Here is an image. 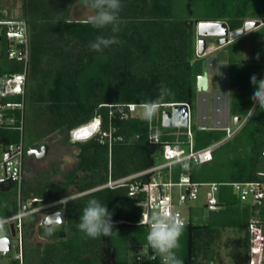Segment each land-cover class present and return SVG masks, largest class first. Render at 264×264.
Listing matches in <instances>:
<instances>
[{
    "label": "trees",
    "instance_id": "trees-1",
    "mask_svg": "<svg viewBox=\"0 0 264 264\" xmlns=\"http://www.w3.org/2000/svg\"><path fill=\"white\" fill-rule=\"evenodd\" d=\"M73 4L74 0H22L17 17L28 24L30 48L25 93L0 97V106L23 104L12 110L0 109L16 118L15 126L22 125V129L0 126V145L22 139L26 153L37 142L59 133L65 144L78 149L77 163L67 180L77 178L76 192H85L65 203L67 240L60 244L51 241L58 239L57 231L45 235L44 226H38L37 213L24 217L31 219L24 223L29 236L34 238L36 233L50 240L27 241L25 264H162L160 258L144 262L130 259L129 246L146 243L148 230L140 223V209L135 204L138 198L126 187L90 191L109 179L108 143L98 134L72 141L71 132L96 116L101 118L103 129H116L122 137L112 144L111 171L116 179L151 167L156 162V151L151 152V147L188 143L187 128L162 126L161 112L165 103H188L192 108L196 101L197 77L206 61L205 55L197 54V25L203 20L225 21L230 30L241 28L247 20L262 24L222 46L227 52L229 111L232 116H241L244 124L226 140L223 128L191 126L196 149L224 140L213 150L210 161L191 162L186 170L194 181L221 183V207L209 211L203 223L189 217L182 225L177 254L183 264H216L225 229H244L248 243L250 220L256 217L264 233V207L257 211L242 202L230 184L256 180L258 172L264 170V109L249 99L254 87L249 74L254 72L260 78L264 72V0H122L120 31L115 33L120 43L102 53L90 50L88 42L96 35L113 33L108 28L91 27L86 19H72ZM0 13L3 15L1 0ZM246 42L252 47L251 58L242 54L241 46ZM22 70V63L8 59L2 46L0 76ZM161 84L168 87L170 95L159 100L151 120L139 113L124 118L116 114L118 105L157 99ZM154 134L156 141L150 139ZM182 171L175 165L173 179ZM59 172L60 167L54 164L48 177ZM0 188L8 187L3 182ZM20 191L32 201L31 191ZM93 197L112 212L117 233L88 238L76 228L84 202ZM140 229L143 232L137 235ZM259 264H264V249Z\"/></svg>",
    "mask_w": 264,
    "mask_h": 264
},
{
    "label": "built area",
    "instance_id": "built-area-1",
    "mask_svg": "<svg viewBox=\"0 0 264 264\" xmlns=\"http://www.w3.org/2000/svg\"><path fill=\"white\" fill-rule=\"evenodd\" d=\"M11 35V37H9ZM6 37V38H5ZM6 39V55L8 59L17 60L22 63L23 70L21 72L5 73L0 76V97H7L8 95H24L27 81V70L30 55L29 48V28L24 19L12 17L0 13V43ZM4 47V46H3ZM2 46L0 44V53ZM173 103H165L162 105V110L168 108ZM141 104L129 103L127 105H118L116 107V114L120 118L137 113V108ZM22 107L23 104L9 103L0 106V109H15ZM190 117V116H189ZM242 120L235 129L229 126L225 127L227 131L226 139L232 137L244 124ZM16 124V118L13 116H6L4 112L0 111V126L12 127ZM22 129V125L17 127ZM187 133L189 136L188 143L174 142L165 143L162 145V161L155 162L151 167L140 170L129 175L113 178L112 177V144L117 139H122L120 135L116 134V129L112 126L103 129L101 125V118L94 117L88 123H85L71 132L72 141H80L88 139L96 134L108 143L109 148V179L106 183L99 185L92 190L101 188H118L126 187L130 194L136 193V206L140 209V223L148 226V221L153 212H160L166 217L176 216L181 225L185 224L189 219L181 206H187L188 203L199 199L201 193L205 194V208L208 211L217 210L221 207L219 201V189L221 183L219 182H197L194 181L188 169L191 162L203 163L210 161L213 158V150L218 143L208 145L203 148L196 149L193 143V133L191 125L189 124ZM201 129L206 128L200 126ZM84 132V133H83ZM151 140H157V136L151 135ZM159 149V147H158ZM157 149V150H158ZM24 145L22 139L18 142H10L5 145H0V184L5 181H20L23 173L24 162ZM264 155V151H263ZM180 165L182 172L178 178L173 179V167ZM258 179L250 181H234L232 185L234 191L239 196L242 202L248 203L257 208V211L264 207V170L258 172ZM85 192L78 193L76 196ZM68 200V197L61 198L58 201L50 202L45 205L34 206L28 208L26 204L21 205L20 210L7 218L0 219V225L9 224L10 222H17V229L19 232L18 243L16 247L21 248V223L20 221L27 215L39 212L46 207L56 204H63ZM29 204L32 205L31 200ZM121 222V220L119 221ZM249 249H248V264H259L262 259L264 249V233L263 227L258 218L253 217L249 224ZM156 256L150 248H147L146 243L135 246V260L144 262ZM12 264H22L12 263Z\"/></svg>",
    "mask_w": 264,
    "mask_h": 264
},
{
    "label": "rangeland",
    "instance_id": "rangeland-1",
    "mask_svg": "<svg viewBox=\"0 0 264 264\" xmlns=\"http://www.w3.org/2000/svg\"><path fill=\"white\" fill-rule=\"evenodd\" d=\"M1 5L5 14L17 17L21 14L22 0H1ZM89 15L87 9L80 8L73 4L71 18L74 20L86 19ZM6 38V37H5ZM215 37L208 38V45L205 52L206 61L205 66H208L209 72V88L207 92H200L197 90V98L193 104V107H190V125L193 127L196 126H211L214 123L216 126H219V123L225 122V110H226V97L228 98V118L227 123L231 129H235L238 124H234L235 116H232L229 111L230 106V89L228 81V66H227V52ZM5 47L6 39L1 43ZM242 54L245 58L253 57L252 47L249 43H244L241 46ZM214 58V59H213ZM264 76V72L263 75ZM206 101L200 103V100ZM216 110H220V114H215ZM141 107L137 108V113L141 114ZM208 112V115H206ZM208 116L207 122L205 123L204 118ZM245 121V120H244ZM28 132V137H29ZM27 137V138H28ZM29 139V138H28ZM47 142L52 146L54 150L60 145H63V149L59 155L58 164L60 166H67L69 164L73 165V162L76 160V150L77 147H70L71 145L65 144L62 140V137L59 133H53L46 138ZM156 161H162V147L156 150ZM49 152L46 156H48ZM48 157L42 162L45 164ZM68 162V163H66ZM8 188H0V219L10 217L17 213L21 205L26 204L28 208L34 207L29 204L30 199L24 196H21L20 183L17 185H12L11 181L5 182ZM190 208L187 206H181L186 216L190 217L195 223H203L208 215V210L205 208V194L201 193L198 200L188 203ZM43 214L46 212L43 211ZM43 217V215H41ZM31 219L27 218L25 221L29 222ZM67 226H64V230ZM54 230L57 231V227H54ZM245 230L238 228H227L223 231L222 234V244L216 256V264H248V252L247 245L245 242ZM143 231L140 229L136 232L137 235H140ZM8 233V228L6 224L0 225V237ZM59 238V243L66 241L67 239ZM35 242L43 241L36 233L34 236ZM130 259L135 261V245L129 246ZM17 256L16 246L12 251L8 252L6 255H3L0 252V264H12L11 262Z\"/></svg>",
    "mask_w": 264,
    "mask_h": 264
},
{
    "label": "clouds",
    "instance_id": "clouds-1",
    "mask_svg": "<svg viewBox=\"0 0 264 264\" xmlns=\"http://www.w3.org/2000/svg\"><path fill=\"white\" fill-rule=\"evenodd\" d=\"M74 4L80 8L87 9L89 15L86 23L96 29L108 28L113 35H96L88 42V48L102 53L111 45L119 44L120 41L115 33L120 31L119 13L122 0H74ZM249 81L254 85L249 99L253 100L257 107L264 109V76L257 78L256 73L249 74ZM170 95V90L164 84L158 88V98L141 102V115L143 119L151 120L156 114L159 100ZM63 199V198H62ZM66 202V201H65ZM112 212L107 205L102 204L93 197L84 202L81 209L76 228L88 238L108 236L113 232ZM53 221L46 220L44 234L51 235L54 231ZM182 234V225L176 216L166 217L160 212H153L148 221V230L145 234L147 248L156 254L162 264H183L182 258L177 254L180 248L179 238ZM152 256L151 259H155Z\"/></svg>",
    "mask_w": 264,
    "mask_h": 264
},
{
    "label": "water",
    "instance_id": "water-1",
    "mask_svg": "<svg viewBox=\"0 0 264 264\" xmlns=\"http://www.w3.org/2000/svg\"><path fill=\"white\" fill-rule=\"evenodd\" d=\"M262 24L260 20H247L241 28L230 30L228 24L225 21H211L203 20L200 21L197 25V54L199 56L204 55L208 45V38L215 37L218 39V42L221 46L226 45L227 43L241 37L242 35L250 32L251 30L259 27ZM11 37V35H9ZM214 59V58H213ZM209 68L205 66L203 73L198 75L196 87L200 92H207L209 88ZM206 101L200 100V103ZM226 110H225V119L228 118V98L226 97ZM190 104L188 103H173L170 107L165 108L161 112V124L164 127H188L190 124ZM241 116L234 118V124H239L241 121ZM224 123H219V128L227 127V121ZM205 123L207 118H204ZM213 127H216V124H213ZM49 145L43 143L39 148H30L28 150V155H34L37 158L44 157L48 152ZM158 149V146L151 147V152H154ZM132 197H136V193L131 194ZM32 205L38 206V199H32ZM42 203L46 202V199L41 200ZM66 207L63 206L56 211L48 213L44 219L43 224L46 220L53 221V224L65 225L67 222L66 218ZM11 235H4L0 237V252L3 255H6L8 252L12 251L15 245L13 244V236L15 235V225L14 222L10 223ZM60 236H64L65 232L63 229L59 232Z\"/></svg>",
    "mask_w": 264,
    "mask_h": 264
},
{
    "label": "flooded vegetation",
    "instance_id": "flooded-vegetation-1",
    "mask_svg": "<svg viewBox=\"0 0 264 264\" xmlns=\"http://www.w3.org/2000/svg\"><path fill=\"white\" fill-rule=\"evenodd\" d=\"M216 40L218 41V39H216ZM206 115H208V112ZM43 143H47L49 145V148H48L49 158H47L45 164L42 161L45 160L46 157H48V156H46L47 154L42 158H37L34 155H28V150L30 148H39ZM63 147H64L63 145H60L58 148H56V150H54L52 148V146L47 142V140L44 139L40 142H37V145L30 147L27 150V152L24 153L23 173H22V178L19 181L20 182V188L26 192L31 191L33 194V198L38 199V206H40L39 204L45 205L47 203L58 201L61 198H65V197L66 198L68 197V200H70L74 197H77L76 194H78V193L76 192V190L78 187V179L74 178L73 182H68V180H67V174H70L71 172L74 171L76 163H73V165H71V167H69L70 166L69 164H67L68 167L60 166L58 164L59 155H60ZM70 147H73V146L71 145ZM77 152H78V149L76 150V153ZM54 164H57L60 167L61 172L53 174L51 177H48L49 176L48 170L51 169V167ZM8 181H10V180H8ZM48 181H51L52 183L48 184ZM68 193H70V195H67ZM55 196H60V197L58 199H54ZM42 199H46V202L42 203L41 202ZM65 203L49 206V207H46L39 212H36L38 215L37 218L39 219L38 226H44V224H43L44 217L48 213L56 211L59 208L65 206ZM43 211H45L46 213L43 214L42 213ZM41 215H43V217H41ZM66 218H67V213H66ZM13 222L15 225V235L13 236V244L16 246V244L18 243L19 232H18V229L16 226L17 222H15V221H13ZM10 223L6 224L7 228H8V233L6 235L12 234L11 228H10ZM20 223H21V231H20V239H21L20 253L21 254L19 255V248L16 247L17 256L11 262H13V263L22 262V264H25V262H26V242L29 240H32L33 238H32V236H29L27 234V231L24 229V227H25L24 226V223H25L24 218L20 221ZM66 224H67V222H66ZM65 225H59L56 223L52 225L53 227H57L58 237H60L61 239H64L65 235L60 236L59 232L61 229L64 230ZM64 232H65V230H64ZM42 240H44L45 242L50 241L46 238L42 239ZM32 241L35 242L34 239ZM51 241H55V243L58 244L59 238L57 240H51ZM35 243H37V242H35ZM246 245L248 248L249 242L246 243Z\"/></svg>",
    "mask_w": 264,
    "mask_h": 264
},
{
    "label": "crops",
    "instance_id": "crops-1",
    "mask_svg": "<svg viewBox=\"0 0 264 264\" xmlns=\"http://www.w3.org/2000/svg\"><path fill=\"white\" fill-rule=\"evenodd\" d=\"M190 107H191V106H190ZM220 113H221L220 110H216V111H215V114H220ZM205 118H208V116H205ZM226 121H227V120H226ZM227 126H229L228 123H227ZM198 127L200 128V126H198ZM205 127H206V128H207V127L214 128L213 125H211V126H205ZM229 127H230V126H229ZM215 128H219V127L216 126ZM223 129H225V128H223ZM224 140H226V138H225ZM224 140L220 141L219 144L222 143ZM219 144H218V145H219ZM73 147H74V146H73ZM77 153H78V152H77ZM77 153H76V160H75L73 163H77ZM67 163H68V162H67ZM5 182H6V181H5ZM187 217H188V216H187ZM188 218H189V217H188ZM238 229L241 230L242 228H238ZM242 230H243V229H242ZM244 232H245V231H244ZM248 249H249V248H247V252H248Z\"/></svg>",
    "mask_w": 264,
    "mask_h": 264
},
{
    "label": "bare ground",
    "instance_id": "bare-ground-1",
    "mask_svg": "<svg viewBox=\"0 0 264 264\" xmlns=\"http://www.w3.org/2000/svg\"><path fill=\"white\" fill-rule=\"evenodd\" d=\"M84 133V132H83Z\"/></svg>",
    "mask_w": 264,
    "mask_h": 264
}]
</instances>
